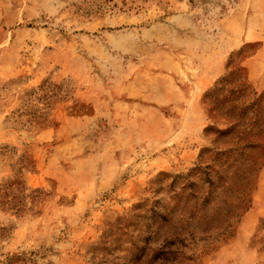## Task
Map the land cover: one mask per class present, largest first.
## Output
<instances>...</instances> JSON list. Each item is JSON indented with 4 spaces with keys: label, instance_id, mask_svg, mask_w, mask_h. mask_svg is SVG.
<instances>
[{
    "label": "rangeland",
    "instance_id": "1",
    "mask_svg": "<svg viewBox=\"0 0 264 264\" xmlns=\"http://www.w3.org/2000/svg\"><path fill=\"white\" fill-rule=\"evenodd\" d=\"M0 264H264V0H0Z\"/></svg>",
    "mask_w": 264,
    "mask_h": 264
},
{
    "label": "crops",
    "instance_id": "2",
    "mask_svg": "<svg viewBox=\"0 0 264 264\" xmlns=\"http://www.w3.org/2000/svg\"><path fill=\"white\" fill-rule=\"evenodd\" d=\"M251 72L253 71L251 70ZM257 217H258V214L255 211H252V212H248L246 219L251 220L252 218L255 219Z\"/></svg>",
    "mask_w": 264,
    "mask_h": 264
}]
</instances>
